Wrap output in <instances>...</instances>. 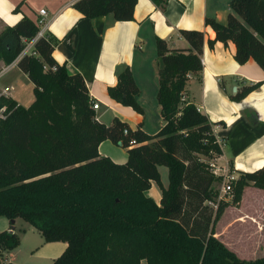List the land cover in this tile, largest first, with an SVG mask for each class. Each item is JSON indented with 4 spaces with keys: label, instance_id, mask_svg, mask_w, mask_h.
<instances>
[{
    "label": "trees",
    "instance_id": "16d2710c",
    "mask_svg": "<svg viewBox=\"0 0 264 264\" xmlns=\"http://www.w3.org/2000/svg\"><path fill=\"white\" fill-rule=\"evenodd\" d=\"M151 1L165 9L167 0ZM137 2L78 0L73 7L86 19L125 22L134 20ZM231 9L226 24L208 18L206 25L215 41L235 44L237 63L254 60L264 71V0H232ZM39 32V24L24 16L0 33V61L9 66L20 58L17 68L34 93L28 107L0 96V108L8 112L0 119V217L24 220L47 243H67L52 264H264V257L239 258L215 237L216 222L229 205H240L247 186L264 190V166L238 172L232 202L218 201L215 185L222 177L207 163L222 154L215 124L182 100L189 78L203 70L204 33L180 30L186 49L157 40L164 125L149 135L118 118L100 122L84 78L55 60L58 39ZM260 84L242 87L231 99L241 101ZM138 93L129 67L108 88L111 99L141 113ZM106 140L127 149L126 163L100 155ZM160 166L168 169L167 187ZM153 183L161 192L159 205L146 195ZM19 245L16 233H0V256Z\"/></svg>",
    "mask_w": 264,
    "mask_h": 264
},
{
    "label": "crops",
    "instance_id": "0c3cea01",
    "mask_svg": "<svg viewBox=\"0 0 264 264\" xmlns=\"http://www.w3.org/2000/svg\"><path fill=\"white\" fill-rule=\"evenodd\" d=\"M76 1L0 0V33L6 27L17 24L24 16L38 22L40 10H46L45 32L58 39L53 56L60 65H65L68 73H79L84 78L91 98L99 102V108L95 110L97 119L110 125L118 118L131 130L141 127L147 134L155 135L164 125L158 101L160 60L157 40H165L170 49H186L189 44L180 35V30L202 31L203 70L189 78L185 101L194 104L215 124V138L225 144L222 154L214 161L217 166L237 176L240 171L250 172L264 166V71L254 60L242 65L237 63L234 58L235 44L229 41L225 46L215 41L214 30L206 25L208 18L226 24L232 12V0H167L165 9L157 7L151 0H138L134 20L125 22L115 21L112 16L83 18L73 7ZM210 42L214 44L211 46ZM19 59L9 66L0 61V67H3L0 80L17 71V75L19 73L29 82L17 68ZM125 67L130 68L139 89L136 100L141 113L109 97L108 88L117 84V72ZM257 82L261 84L241 101L231 99V95L242 87ZM8 96L15 99L11 92ZM99 153L117 164L128 160L127 149L109 140L99 145ZM255 191L264 194V190L247 186L239 207L229 205L220 217L222 220L230 210L233 211L227 225L220 230L214 226L215 237L244 260L262 257H249L238 242L232 243L224 233L230 226L240 224L245 227V224H250L255 237L247 249L256 255L264 252V247L256 248L258 241L264 243V204H256L243 212L247 194ZM146 195L160 204L161 192L157 184L153 183ZM17 221L12 223L0 217V233L9 232L12 228L16 233ZM35 231L32 226L24 229V233ZM41 238L34 250L30 248L32 256L52 264L66 250L67 243H47ZM17 255L13 250L2 253L0 264H15L16 261L20 264Z\"/></svg>",
    "mask_w": 264,
    "mask_h": 264
},
{
    "label": "rangeland",
    "instance_id": "374dc122",
    "mask_svg": "<svg viewBox=\"0 0 264 264\" xmlns=\"http://www.w3.org/2000/svg\"><path fill=\"white\" fill-rule=\"evenodd\" d=\"M2 69H3V67L2 68L0 67V71ZM11 86L14 87V90L11 91V94L14 96V98L16 99L18 104L20 103L22 106L28 107L34 99L32 83H30V81L29 82L26 81L23 76H20L19 73L17 75V71H13L12 74L9 73L8 75H6L5 77H3L0 80V93L2 92L3 89H5L7 87H11ZM208 161H211V160H208ZM159 172L161 174V180H162L163 185L168 186L169 177H168L167 167L160 166ZM238 177H239V175H238ZM222 184H223V182L215 185V189L218 190L219 195H220V190H221ZM222 198L225 201L227 200L229 202H232L233 194L231 193V195H226V196L223 195ZM253 199H255V200H253ZM259 203L264 204V194L257 193L256 191L253 193L249 192L247 194V197L245 198L243 212L245 213L246 211H248L247 209L252 208L251 206H254V205L259 204ZM214 209L216 211V208H214ZM232 212L233 211L230 210L223 217L222 220L219 219L215 224V228L217 227L218 230L223 229L227 225V223L230 221V219L233 215ZM17 220H18L17 224H15V227H16L15 232L20 239V245H19V247H17L15 249L16 251L15 250H13V251L16 252V254H18L17 256H19L20 264H21V262L25 263V264H46V262H44L43 260L34 258L32 256V252L30 251V248H32L31 250H34L35 249L34 247H36V245H38V243L42 240L41 236L36 231H35L36 233H24V229L31 227L30 224H28L27 222H25L22 219H17ZM224 235H227V237L229 238V240L232 243L235 241L238 242L240 248L245 250L246 254H248L249 257L254 259L257 257H263L264 256V252H261V253L256 255L255 253H252V251H249V249H247V248H249L248 244H250L252 242L253 238L255 237V231L250 224H247V225L245 224V227H241L240 224L230 226L229 228H227L225 230ZM259 247H264V243L258 241L256 248L259 249ZM19 248H21L20 251H17V249H19ZM18 252H20V253H18ZM246 254H244V255H246ZM15 264H19V262L16 261ZM143 264H147V263L144 261Z\"/></svg>",
    "mask_w": 264,
    "mask_h": 264
},
{
    "label": "built area",
    "instance_id": "2783aa9c",
    "mask_svg": "<svg viewBox=\"0 0 264 264\" xmlns=\"http://www.w3.org/2000/svg\"><path fill=\"white\" fill-rule=\"evenodd\" d=\"M40 14V18L38 20V24L40 26V32L38 36H41L45 33V28H46V22L45 19L47 17V11L46 10H40L39 12ZM35 40L27 43V47L25 48L24 53H30L31 48L34 44ZM35 54V53H32ZM14 90V87H7L5 89L2 90V92L0 93L1 95L4 96H8V93H10L11 91ZM182 100L185 101L184 96L182 97ZM94 110H97L99 108V102H93L92 104ZM8 116V112L6 113V107H2L0 108V119H6ZM124 134H128V130L124 131ZM217 144L220 146V148L222 149L224 147V142L220 141V140H216ZM215 159H213L212 161H207V163L209 164L210 170L214 173V175L216 176H220L222 177V186H221V190H220V195L218 196V201L223 200L222 196L223 195H231L232 193V184L233 182H235L238 179V176L232 172H229L228 170H225L224 168H220L219 166H217V164H215ZM222 195V196H221ZM214 208L217 209L218 204H212ZM6 264V263H3Z\"/></svg>",
    "mask_w": 264,
    "mask_h": 264
},
{
    "label": "water",
    "instance_id": "95a60500",
    "mask_svg": "<svg viewBox=\"0 0 264 264\" xmlns=\"http://www.w3.org/2000/svg\"><path fill=\"white\" fill-rule=\"evenodd\" d=\"M235 91H236V89H235ZM11 222L14 223V220H12ZM9 233L13 234L14 233V229L12 228L11 230H9Z\"/></svg>",
    "mask_w": 264,
    "mask_h": 264
}]
</instances>
